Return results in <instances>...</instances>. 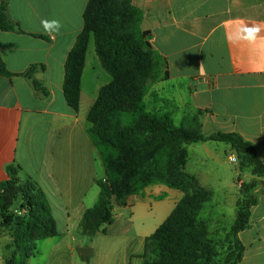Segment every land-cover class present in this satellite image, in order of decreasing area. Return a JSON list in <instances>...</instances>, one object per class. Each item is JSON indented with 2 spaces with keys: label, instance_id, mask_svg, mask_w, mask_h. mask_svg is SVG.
Returning a JSON list of instances; mask_svg holds the SVG:
<instances>
[{
  "label": "crops",
  "instance_id": "1",
  "mask_svg": "<svg viewBox=\"0 0 264 264\" xmlns=\"http://www.w3.org/2000/svg\"><path fill=\"white\" fill-rule=\"evenodd\" d=\"M87 1L9 0L14 21L27 32L47 35L50 40L0 30V57L6 67L22 72L32 63L44 64V70L37 68L32 74L49 90L47 96L36 95L25 77L0 74V181L8 178L9 165L18 168L21 179L36 181L50 203L57 227L62 221L58 235L78 229L83 213L98 198L97 179L106 178L102 157L88 133L91 123L87 115L100 87L112 76L101 64L93 37L88 43L78 111L68 105L63 91L65 62L83 28ZM133 4L143 12L142 28L151 32V44L169 64V77L154 83L146 96L170 103L173 120L176 115L181 123L201 111L205 135L238 132L256 145L264 160V0H133ZM42 21L49 22L47 29ZM249 28H259L254 40L248 36ZM89 66L93 72L85 81ZM163 81L171 82V89L157 93ZM155 109L166 108L155 105ZM229 150L236 155L225 142H193L188 145L185 170L204 186L208 185L204 180L232 178L234 173L227 175L222 157ZM152 190L148 186L142 193L130 195L126 206H115L114 221L115 211L121 208L135 209L141 204L147 209L161 206V200H174L168 216L182 197L176 188L163 189L165 198H157ZM257 205L252 207L251 229L264 221V209L256 211ZM247 229L239 233L245 251L237 264H243L251 247L254 264H264V241L252 231L248 241L243 240ZM154 231L137 235L141 244L135 249L131 237H110L103 255H117L122 250L124 263L144 264L146 239Z\"/></svg>",
  "mask_w": 264,
  "mask_h": 264
},
{
  "label": "trees",
  "instance_id": "2",
  "mask_svg": "<svg viewBox=\"0 0 264 264\" xmlns=\"http://www.w3.org/2000/svg\"><path fill=\"white\" fill-rule=\"evenodd\" d=\"M9 0L0 4V30L26 33L50 40L44 34L27 32L8 11ZM84 25L65 62L63 91L75 111L80 108L81 78L88 43L94 38L95 50L112 80L99 89L87 119L88 133L102 157L106 178L97 179L98 198L83 213L79 230L86 236L107 233L105 224L114 221L115 206H126L128 197L162 182L184 194L170 214L149 235L144 264H237L245 244L239 233L250 225L252 207L259 198L251 181L241 184L236 201V218L226 234L227 245L218 250L210 241L199 210L212 195L197 177L185 170L189 153L184 143L216 140L225 142L240 158L241 170L264 176V160L256 145L238 132L205 135L201 111L175 124L171 112L146 108L150 85L169 77L165 56L150 42L151 32L142 28L143 12L133 0H88ZM45 65L30 64L22 72L9 70L0 57V74L23 76L36 95L49 90L32 72ZM8 178L0 181V234L7 235L10 255L4 264H28L36 255V241L59 234L50 203L36 181L22 180L18 168L7 167ZM152 255L151 259L147 254ZM82 256V255H81ZM84 260L87 257L82 256Z\"/></svg>",
  "mask_w": 264,
  "mask_h": 264
},
{
  "label": "rangeland",
  "instance_id": "3",
  "mask_svg": "<svg viewBox=\"0 0 264 264\" xmlns=\"http://www.w3.org/2000/svg\"><path fill=\"white\" fill-rule=\"evenodd\" d=\"M88 60L90 65L92 54H89ZM88 71L89 72L85 75V81L89 80L93 69L89 66ZM152 85L149 86L147 94ZM170 89L171 82L163 81L157 93L166 94ZM154 97L155 96H145V104L148 110L157 112L155 111V105H161L166 109L160 112H172V106L170 103L162 104L154 102ZM174 122L177 125L182 124L176 115ZM189 144L191 143H184L182 144V147L187 148L188 150ZM192 152L190 154L193 156ZM232 155H234V153L229 150L226 154H223L222 157L226 161V165L224 166L225 172L227 175L228 173H234V176L232 178L226 177L224 180L220 181L204 180L208 185L203 186L211 190L212 195L211 198L203 204L198 213L199 219L204 222L211 243L218 250L223 249L227 245L226 234L236 218V201L241 194L240 189L243 182L251 181L255 184L254 192L259 198L256 211H258V209H264V184L261 183L264 181V176L253 175L250 170H241L240 158L236 154L237 161L233 162L231 160ZM97 171L102 175L103 170L99 165ZM200 184L202 185L201 182ZM150 187L151 189H154L152 191L156 194L155 196L157 198H165L167 195L163 189L168 188V186L162 182L153 183ZM181 193L183 196L184 193L182 191ZM164 201L161 200V206L153 205V207H148L147 209L141 207L142 205L140 204L137 205L135 209L121 208L120 210L115 211V221L112 224L104 225L108 230L107 233L100 231L94 236H86L82 234L78 228L69 235L62 234L56 235L53 238L39 239L36 241V255L29 260L28 264H86L78 250L79 247L85 246L86 244H89L90 248L94 250V253L86 260L89 264H107V260L115 261V264H128L126 262L124 263L122 250L118 252L117 255L111 254L106 257L103 255V248L107 239L110 237L126 235V237H131V239H133L131 248H137L139 244H141L140 238L137 235L148 234L155 230V228H157L166 218L167 212L172 208L174 200H170L166 203ZM165 204L168 205L166 208L164 207ZM255 207L256 206H254L253 209H255ZM57 228L59 232H62V221ZM251 231L264 241V221L263 224H259L256 228L251 229V226L248 227L246 233L243 235V240L246 241V237L249 239ZM133 235L135 236L133 237ZM8 241L9 237L7 235L0 234V264H4L5 257L10 255L9 250L6 247ZM120 244L123 246V243ZM253 252L254 247L248 249L246 254L247 259L243 260V264H254L252 258ZM151 257L152 255L148 253L147 258L151 259ZM132 264H136V261H133Z\"/></svg>",
  "mask_w": 264,
  "mask_h": 264
},
{
  "label": "clouds",
  "instance_id": "4",
  "mask_svg": "<svg viewBox=\"0 0 264 264\" xmlns=\"http://www.w3.org/2000/svg\"><path fill=\"white\" fill-rule=\"evenodd\" d=\"M52 24H55L57 26V28L59 27V24L58 22L56 21H53L51 22ZM42 24L44 25L45 29H47L49 27V22L48 21H42ZM259 32V28H249L247 29V33H248V36L251 38V39H255V35L256 33ZM202 74H203V71H202Z\"/></svg>",
  "mask_w": 264,
  "mask_h": 264
},
{
  "label": "water",
  "instance_id": "5",
  "mask_svg": "<svg viewBox=\"0 0 264 264\" xmlns=\"http://www.w3.org/2000/svg\"><path fill=\"white\" fill-rule=\"evenodd\" d=\"M262 183L264 184V181H262ZM78 250H79V253L85 257H88L93 253V249L87 246H81L79 247Z\"/></svg>",
  "mask_w": 264,
  "mask_h": 264
},
{
  "label": "built area",
  "instance_id": "6",
  "mask_svg": "<svg viewBox=\"0 0 264 264\" xmlns=\"http://www.w3.org/2000/svg\"><path fill=\"white\" fill-rule=\"evenodd\" d=\"M231 160H232L233 162H236V161H237V156H236V155L231 156Z\"/></svg>",
  "mask_w": 264,
  "mask_h": 264
}]
</instances>
